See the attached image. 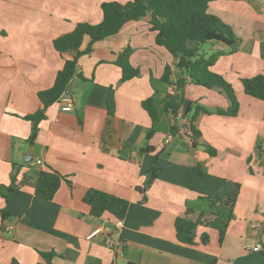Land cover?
Here are the masks:
<instances>
[{
    "label": "crops",
    "instance_id": "obj_1",
    "mask_svg": "<svg viewBox=\"0 0 264 264\" xmlns=\"http://www.w3.org/2000/svg\"><path fill=\"white\" fill-rule=\"evenodd\" d=\"M103 1L0 0V188H11L8 204L0 193V209L9 213L6 219L0 216V264H39L42 253L51 251L53 264H264V100L246 94L240 81L264 74V0H211L208 5V12L230 24L239 38L234 52L217 41L207 42L208 52L202 51L205 56L223 52L210 69L232 85L237 115L215 112L229 106L221 90L187 81L182 116L173 120L171 111L164 112L157 131L147 137L151 120L141 101L155 92L172 98L178 90L160 78L167 64L172 82L180 72L167 49L155 43L145 16L79 58L77 72L85 79H72L73 108L64 111L57 101L49 105L29 143L31 122L23 116L42 108L38 91L53 84L71 57L56 51L53 39L78 22L98 23ZM126 46L140 74L121 82L114 61ZM110 87L112 116L106 107ZM190 102L211 111L193 123L201 133L197 141L214 147L216 155L192 144ZM173 122L186 125L185 130L165 142ZM155 161L161 170L146 184ZM48 168L66 175L70 184L63 181L46 200L34 189L39 172ZM224 181L239 188L222 240L217 228L201 222L193 243L179 242L175 218L187 206L198 211V196L220 194ZM89 188L128 200L118 234L112 214L91 215L82 200ZM95 228L116 233L121 253L107 247L100 234L88 238ZM245 243H260L261 250L246 249Z\"/></svg>",
    "mask_w": 264,
    "mask_h": 264
},
{
    "label": "trees",
    "instance_id": "obj_2",
    "mask_svg": "<svg viewBox=\"0 0 264 264\" xmlns=\"http://www.w3.org/2000/svg\"><path fill=\"white\" fill-rule=\"evenodd\" d=\"M211 0H129L122 3L117 0L103 1L100 5L102 18L98 23L78 22L71 31L58 35L53 39V46L59 53H70L71 57L66 58L63 66L57 71L53 84L43 90L38 91L37 95L42 102V108L23 116L31 122V132L28 142L33 143L39 122L45 117V109L54 103L63 92L67 91L74 76L85 79L82 74L77 72L78 60L81 56L92 52L94 44L104 38L116 34L126 23L136 21L148 16L149 29L154 32V41L157 45L163 46L172 55L174 66L179 70V75L172 82L170 75L171 66L165 65L160 80L166 84L173 83L178 90L172 98H166L158 92L141 101L142 107L146 110L151 126L147 131L149 138L157 131V122L161 114L171 111L173 120L181 108L184 101L183 87L187 81L195 85H202L207 88H217L221 90L229 100V106L225 109L217 108L218 114L237 115L238 102L235 98L232 85L219 73L210 69V66L223 53L215 51L205 56L201 50V44L205 42H220L229 47L230 52H234L238 45V36L235 29L219 16L208 12V5ZM264 31V27H263ZM85 38L88 42L84 48L81 47ZM132 48L126 46L117 54L114 63L121 69L120 81H126L140 74L138 67L131 64L129 57ZM243 90L246 94L264 100V74H256L251 77L240 79ZM113 88L110 87L106 99L108 115L112 116L115 112V100ZM211 111L201 104L189 103L186 107L189 124L187 128L190 132L192 144L201 145L206 152L213 156L217 150L204 143L198 142L200 131L195 127L194 121L200 113H210ZM186 126V125H185ZM181 128L176 123H172L169 133L177 134ZM152 149L147 145L144 151ZM156 159V156H155ZM161 170L156 165L147 172L146 184L154 179ZM65 181L70 184L66 175L59 171L48 168L41 170L35 184V195L42 199H52ZM239 188L238 183L224 181L220 194L198 196V211L190 206L175 218L176 237L179 242L193 243L195 231L199 223L204 222L217 228L219 240L221 241L225 233L228 220L232 217V205L236 198ZM144 192L145 188H139ZM11 188H0V193L9 202ZM144 198V195L142 196ZM82 200L90 207L93 216H100L104 212L112 214L117 219H123L128 208V200L118 197L106 191L89 188L84 193ZM214 215L209 221L203 216L205 214ZM194 215V216H193ZM2 219L9 217L6 207L0 209ZM203 242L208 241L206 233L201 234ZM53 251L42 253L44 261L39 264H53ZM12 264H14L12 262ZM211 264H214L211 263Z\"/></svg>",
    "mask_w": 264,
    "mask_h": 264
},
{
    "label": "built area",
    "instance_id": "obj_3",
    "mask_svg": "<svg viewBox=\"0 0 264 264\" xmlns=\"http://www.w3.org/2000/svg\"><path fill=\"white\" fill-rule=\"evenodd\" d=\"M57 102H59L60 107L62 110L64 111H69L73 108V97L70 93H68L67 91L63 92L61 94V96L56 100ZM183 112L181 109L178 110L177 116H182ZM173 134L168 133L165 136V142H169L172 138ZM37 162H41V160H37ZM123 222L122 219H116L115 222V231L118 234L120 228L122 227ZM115 233V235H116ZM100 234L101 238L103 239L105 245L107 247H109L111 250L115 251V252H120L122 250V243L120 242V240L118 239V235L115 237V235H111L108 233H104L101 228H95L89 235L88 238H92L95 235ZM244 247L246 249H251L253 251H259L261 250V245L260 243H253V244H249V243H245Z\"/></svg>",
    "mask_w": 264,
    "mask_h": 264
},
{
    "label": "rangeland",
    "instance_id": "obj_4",
    "mask_svg": "<svg viewBox=\"0 0 264 264\" xmlns=\"http://www.w3.org/2000/svg\"><path fill=\"white\" fill-rule=\"evenodd\" d=\"M200 46H201L202 51H205V52H208L210 48V45L207 42L202 43Z\"/></svg>",
    "mask_w": 264,
    "mask_h": 264
},
{
    "label": "water",
    "instance_id": "obj_5",
    "mask_svg": "<svg viewBox=\"0 0 264 264\" xmlns=\"http://www.w3.org/2000/svg\"><path fill=\"white\" fill-rule=\"evenodd\" d=\"M71 87H72V83H70L68 89H67V92L70 93L71 92Z\"/></svg>",
    "mask_w": 264,
    "mask_h": 264
}]
</instances>
